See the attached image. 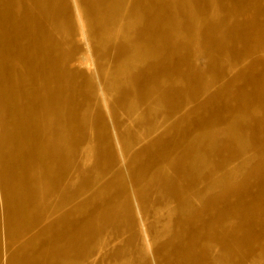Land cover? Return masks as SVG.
Instances as JSON below:
<instances>
[{"label":"bare ground","instance_id":"obj_1","mask_svg":"<svg viewBox=\"0 0 264 264\" xmlns=\"http://www.w3.org/2000/svg\"><path fill=\"white\" fill-rule=\"evenodd\" d=\"M263 15L264 0H0V264H102L124 233L148 249L159 209L173 233L137 264H264ZM114 60L128 87L106 86Z\"/></svg>","mask_w":264,"mask_h":264},{"label":"rangeland","instance_id":"obj_2","mask_svg":"<svg viewBox=\"0 0 264 264\" xmlns=\"http://www.w3.org/2000/svg\"><path fill=\"white\" fill-rule=\"evenodd\" d=\"M243 1V0H241ZM94 17V15H92ZM103 15H98V18H101ZM130 20V23L129 25H125L124 26V29H122V36L120 37V41L122 40H125V41H129V42H132L135 38V35H134V31H135V28L137 27V24H138V20L135 19V18H131L129 19ZM261 24H263L264 26V15L261 19ZM81 31H83L85 34H86V40L89 41L87 44H88V49H94V47L96 48H101V46L103 47V45L99 42V43H92L91 44V41L92 39L94 38V31L93 30H89L85 27H80ZM241 29H244V27H242ZM221 35H227V32L226 31H222L220 33ZM62 36H60L61 38ZM129 38H131L130 40H128ZM215 39L214 38H211L209 41L213 42ZM217 53H213V55L215 56ZM200 64L201 61L199 62ZM87 67L89 68H95V65H93V63H91V59H88L87 62L85 63ZM119 63L116 62V60H114L113 62H111V68H112V71H111V76L108 77L107 79V85H113L114 83L117 84V86H119V89H122V88H125V87H128L129 85V80H126L127 76H128V73H126V71L124 70L126 66H130L131 64L129 62H125V63H122V68L116 72L113 68L114 66H118ZM244 66H248L249 68H251L250 66V63H248V61L245 62V65ZM188 67V64L187 65H184L183 68H187ZM216 70V67L215 66H212V71L215 72ZM237 70H235L236 72ZM212 75H215V74H212ZM88 81L90 82V84L92 83V77H89L88 78ZM119 89H117L109 103H108V106H107V110H109V108L113 107L114 105L117 104V101H118V96H119ZM238 90L237 89H234L233 90V93L235 94H238ZM132 98L130 97L126 103L124 104V107L125 108L124 110H122L123 112L125 113H130V107L132 105ZM219 101L220 99H217L215 101V104L216 105H219ZM136 105V104H134ZM141 106V107H140ZM138 108L140 109V112L142 111V108H144V106H142L141 104L137 106V110ZM129 111V112H128ZM231 112H228L227 115H229ZM264 112L263 113H260L259 114V120L260 121H264ZM124 115H122V119H124ZM145 120V117L144 115H139L135 118V125L134 127H132V132L133 134H135L134 132H142V133H145L147 134L148 133V128L146 126H142L141 123H143ZM139 126V127H138ZM219 129V128H218ZM218 129H215L214 131L211 132V136L218 130ZM220 137V136H218ZM212 139V137H211ZM92 163L90 165V167H92ZM90 179L96 181V176L95 175H91ZM133 179L131 177L128 178L127 180V184H131L133 183ZM185 198V197H184ZM183 200V199H182ZM172 203H175L177 204V202H172ZM165 206H170L171 208L174 207V205H172L171 203H165L163 205V207ZM162 207V208H163ZM166 212L168 211V209H165ZM83 213L84 211H80V213ZM159 219H158V222H154V225L151 229V233H150V236H147L145 241L148 242L150 245V247L148 249H145L143 248V245H142V241L141 240H133V242L129 245H126V240H127V235L128 234H125L123 235V237L121 239H119L117 242H115L114 244V247H112V249L108 252L110 255L112 254V256L110 258H107L106 259V262L105 263H102V264H137L139 263L140 261V257H144V256H150V257H154V256H157L156 253H150L152 250H153V247L155 245H157L158 243H160L163 239H165L167 236H170L172 235L173 233V230L166 224V221H167V217L170 219L172 217V219H174L175 216L173 215H170L169 214V211L167 212V215H163V211L161 209H159ZM165 226V230H162ZM109 231V230H108ZM156 233H158L159 237L157 239H152L153 236H157ZM114 239V235H111L110 234V240L112 241ZM120 249V253L118 256L114 255L115 251ZM108 254V255H109ZM178 254V253H177ZM114 255V256H113ZM168 256L167 255H159L157 258L160 259V258H167ZM141 263H143V261H141ZM98 264H101V263H98Z\"/></svg>","mask_w":264,"mask_h":264}]
</instances>
